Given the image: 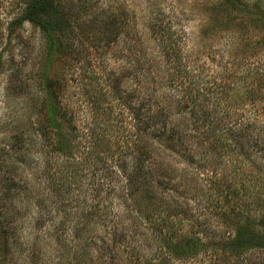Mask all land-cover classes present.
Returning a JSON list of instances; mask_svg holds the SVG:
<instances>
[{
    "label": "rangeland",
    "instance_id": "1",
    "mask_svg": "<svg viewBox=\"0 0 264 264\" xmlns=\"http://www.w3.org/2000/svg\"><path fill=\"white\" fill-rule=\"evenodd\" d=\"M2 1L0 264H56V177L59 171L71 174L72 159L82 157L97 141L101 131L95 115L110 108L115 121H121V99L115 88L126 92L122 96L133 94L136 103L138 97L146 95L152 109L157 107L153 106L154 101L159 100V108H166L171 126L191 123L188 118L192 115H181L174 98H163L171 89L158 64L159 47L151 24L174 27L187 40L185 50L193 51L195 58H199L198 69H204L205 78L213 81L222 77L223 94L212 88L210 99L221 101L230 123L235 120L245 125L249 121L254 126H264V89H250L244 79L237 81L234 73L220 69L228 62L231 66L237 64V70L243 71L238 75L241 78L247 73L243 64L247 61L251 67L264 69V0H260L258 10L249 13L230 0H105L127 11L128 27L124 35L98 55L90 51L86 41L80 52L72 49L65 37L59 38V42L56 38L55 47L50 49L38 28L29 23L11 35L7 24L15 3ZM111 91L116 97L109 100L106 97ZM189 103L191 110L194 104ZM97 105L101 107L98 114ZM189 133L195 144L191 149L194 162L187 163L190 161L181 156L177 158L179 164L172 163L168 173V177L180 178L177 193H182L187 206L183 217L171 212L176 217L170 219L173 231L178 235L188 233L190 237L199 233L203 241L213 239L209 253L214 255H203L198 258L199 263L192 264L263 263L264 251L230 257L221 251L220 240L235 233L224 216L237 207L234 184L247 202L252 199L248 207L250 216L256 227L264 230V171L247 165V155L235 147L232 137L223 139L229 146L219 147L216 137L208 132V136L197 129ZM119 136L113 135L114 142ZM64 146L65 154L59 153L58 148ZM96 149L107 160L106 144H99ZM116 150L119 151L114 146L113 151ZM87 173V165L78 168L67 187L81 189L90 178L85 176ZM117 203L113 201L115 211ZM207 230L208 236L204 234Z\"/></svg>",
    "mask_w": 264,
    "mask_h": 264
},
{
    "label": "trees",
    "instance_id": "2",
    "mask_svg": "<svg viewBox=\"0 0 264 264\" xmlns=\"http://www.w3.org/2000/svg\"><path fill=\"white\" fill-rule=\"evenodd\" d=\"M13 1L14 12L7 24L10 34L29 23L38 28L50 49L55 47L56 38L59 42V38L65 37L72 49L80 52V46L86 41L90 51L98 55L124 35L128 27L127 11L121 6H111L105 0ZM230 2L249 13L258 10L260 0ZM150 26L159 47L156 56L161 63L158 64L170 83L171 92L163 98H174L181 115H192L188 118L191 123L183 124L184 127L181 123L171 126L166 108H159V100L154 101L153 106L157 107L152 109L146 95L141 99L138 97L136 103L133 94L122 96L125 91L114 89L121 99V121H115L110 108L95 115L101 131L95 135L97 141L80 159H72L71 174L59 171V177H56L59 181V187L54 190L58 206L54 228L56 264L199 263L198 258L206 256L213 247V239L203 241L199 233L191 237L188 233L178 235L170 222L175 215L183 217L187 211L182 193H177L180 178L168 177V173L172 163L181 156L190 161L187 163L194 162L195 154L191 149L195 144L190 140V130L197 129L201 134L216 137L219 147L229 146L223 139L232 137L235 147L247 155V165L253 164L264 171V126L257 127L249 121L245 125L235 120L230 123L221 101L210 99L212 88L223 94L222 77L213 81L205 78L204 69H198L199 58H195L193 51L185 50L187 40L181 38L174 27L167 24ZM243 64L247 72L243 78L238 76L243 71L237 70V64L231 66L228 62L220 69L234 73L237 81L244 79L250 89H264V69L251 67L250 61ZM114 97L116 95L111 91L106 98ZM189 102L194 104L191 110ZM100 108L97 105L95 113L98 114ZM190 126L194 129H187ZM113 135L121 136L114 142ZM99 144H106L107 160L98 152L99 147L97 151ZM114 146L119 151H113ZM57 151L65 154L66 146ZM85 165L89 170L85 176L90 178L83 187H67V181ZM237 189L240 190L236 184L232 185L237 207L224 214L235 233L220 240L221 251L235 258L255 250L264 251V230L256 227L248 210L253 201L250 198L247 202ZM115 200L118 211L113 209ZM171 212L175 215L171 216ZM204 234L208 236L209 230ZM248 264L254 263L249 261Z\"/></svg>",
    "mask_w": 264,
    "mask_h": 264
}]
</instances>
